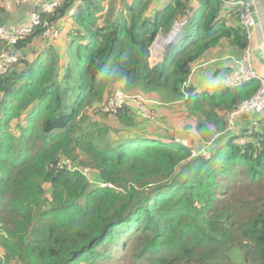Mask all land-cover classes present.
I'll use <instances>...</instances> for the list:
<instances>
[{"label": "trees", "instance_id": "1", "mask_svg": "<svg viewBox=\"0 0 264 264\" xmlns=\"http://www.w3.org/2000/svg\"><path fill=\"white\" fill-rule=\"evenodd\" d=\"M76 3L64 0L43 21ZM25 10L1 7L0 26L18 22L16 12L25 26ZM240 15L228 0H83L66 33L68 47L78 43L63 84L60 53L33 58L36 42L56 46L43 26L9 47L0 40V54L17 57L0 77V264H91L114 252L123 264H264V127L249 128L244 117L241 143L225 132L260 82L200 89L203 77L192 75L222 49L243 53ZM177 23H186L179 38L152 67V45ZM212 61L217 79L231 72ZM118 84L180 102L204 142L214 133L222 140L209 158L173 138L112 141L109 125L92 115L95 106L103 114L106 91ZM136 113L125 107L103 121L110 115L130 129L142 122Z\"/></svg>", "mask_w": 264, "mask_h": 264}, {"label": "built area", "instance_id": "2", "mask_svg": "<svg viewBox=\"0 0 264 264\" xmlns=\"http://www.w3.org/2000/svg\"><path fill=\"white\" fill-rule=\"evenodd\" d=\"M64 0H0V8L5 7L7 10L13 9H26L25 11L31 12L30 17L26 21L25 26L9 25L0 26V40L3 41L6 47L11 44L16 43L19 39H23L31 35L38 27L43 26L45 31L42 33L43 39L46 41L54 42L62 36L63 32H66L69 27V21L75 15L78 6L81 4V0H77V3L67 12V15L60 17L59 14L57 21L49 23L48 20L43 21L42 15L47 17L54 16L60 7L62 6ZM233 7H239L241 10L240 21L242 26L246 30L248 38V46L240 54V56H235L233 54H227L221 56V58L214 59L212 65H217L219 63H225V66L231 69V72L220 79L219 83L225 88L236 89L250 83L254 80L260 82V88L257 93L250 99L243 102L239 108L234 110L229 117V129L230 123L231 128H234L235 120H242L244 117H250L251 123L249 128H256L258 126L264 127V80H262L257 72L254 70L252 64V48L250 42L252 41L253 29L257 26L256 18L254 17L255 12L251 8V4L248 0L246 1H233L231 3ZM186 23H177L173 31L169 34V38L172 33L178 27L174 38L170 41V45L177 40L180 36ZM72 29V28H71ZM264 47V42L262 44ZM164 45L160 48H154L152 50V57L154 63H161L164 55ZM16 59V60H15ZM13 61V62H12ZM17 58L11 56L10 53L4 49L0 54V74H6L10 64L15 63ZM1 75V76H2ZM136 101L134 103L136 104ZM125 97L118 93L113 96L108 104L105 106L104 111L111 114H117L123 110L126 106ZM133 109L138 113L139 106L134 105ZM252 116H255L252 118ZM224 133H216L208 146L215 145V143L223 136Z\"/></svg>", "mask_w": 264, "mask_h": 264}, {"label": "rangeland", "instance_id": "3", "mask_svg": "<svg viewBox=\"0 0 264 264\" xmlns=\"http://www.w3.org/2000/svg\"><path fill=\"white\" fill-rule=\"evenodd\" d=\"M82 2H83V0H81V4H82ZM24 12L27 13L26 11H23L21 13V15H23ZM15 16H17V18ZM15 16H14V21L18 20V22H14L15 24H17L23 20V19H20L21 17H19V12H16ZM22 18H23V16H22ZM69 22H70L69 23L70 25H69L67 31L63 32L62 36H60V38L58 40L54 41L56 43V46L54 48L49 49V46L46 43H44L43 41L41 43L36 42L37 44H35L32 48V50L34 51L33 58L37 57L40 52H43L44 54L46 52L51 53L52 56L54 55L56 57H58L59 53L62 55V59L59 62L60 68L61 67L63 68V73L61 74V77H60L62 80V84L64 83L63 82L64 72H65L64 66H65V64L67 66V63L69 62L68 58L71 59L72 54L74 52L73 48H76V44L78 43V42L75 43L74 46L71 45V47L67 46V42H69V41L66 38V33L72 28L73 20L71 19ZM14 23L10 24V25H15ZM179 24H181V23H179ZM172 31H173V29H172ZM168 37H169V34L160 35L156 39L155 43L152 45L151 58H150V64L152 67L159 65L157 62L154 63V59L152 57L153 47L154 48L155 47L160 48L161 45H164V51L167 52L168 49L171 47L170 41L167 40ZM156 44H158V46H156ZM173 44H174V42L172 43V45ZM221 49L222 48H220V50ZM222 50H223V54H221V56L227 55V54H232V50H230L229 48L222 49ZM38 51H39V53H38ZM14 57L17 58L16 56H14ZM218 57L219 56H216V57H214V58H212V59H210L204 63H200L193 68V74H192L193 77H197V78L200 76L203 77V79L201 81L202 87L199 86L200 89L210 88L216 84V82L218 80L217 79L218 77L216 76L217 73L213 71L211 74H209V71L211 69L209 64L212 60H214ZM44 59H45L44 64L48 65V62H47L48 56L46 55V57H44ZM22 68L23 67H20L19 70L21 71ZM9 69H10V67L8 68V70ZM8 70H7V72H8ZM1 75L2 74H0V77H1ZM194 81H195V79H194ZM196 82L198 83V80H196ZM72 86H75L74 82H72ZM122 87H123L122 84L112 86L110 88V90L106 91L103 102H105L107 99L109 102V100L118 93L122 94L125 97L126 104H127L125 107L133 108L134 105L139 106L140 110L135 115L139 119H141L142 122L139 123L138 127H133V128L129 129V128L121 125L119 122L117 123V122L110 121L111 120L110 118H112V116H110V115H112V114L104 111V108L108 104V102L105 105H103V103H101V105H103V106H101V112L103 114H110L108 116L109 118L106 121H103V118H104L103 114L98 113L100 106H95L97 108V110L95 111V113L93 112L94 114L92 115V118L94 120H97L100 122L101 121L106 122L109 125L110 130H109L108 137L110 139H112V141H119V140L128 139V138H136L137 136L138 137L139 136H149L150 138L168 139V141L169 140L171 141L173 138L176 143L181 144L184 147L193 149L197 154H201V152H202L203 156L209 158V154H208L209 150L208 149L214 148V147H211L208 145L216 133H214V135L212 134L208 137L209 140L207 142H209V143L204 142L203 137L201 136V134L198 133V131L196 129V125H197L196 117L191 115L187 111V109L184 107L183 104H181L180 102H176V103L167 102V104H162L161 102L156 101V99H158V97L156 95H150V94L144 95L139 90L126 91L127 92L126 93ZM135 100H137L136 104L134 103ZM234 122H235L234 126H236L238 123V120H235ZM22 123H23V121L21 122V124ZM230 129H231V123H230ZM12 130L14 131V133L17 134V120L12 124ZM228 130H229V125H228L226 131H228ZM242 131H243L242 128H238L237 132L234 133V134H236V136L240 137L239 141H237L238 143H241L244 140L242 138V136H243ZM219 134H221V133H219ZM220 140H222V139H219L217 142H219ZM85 170H88V173H90V170L88 168H86ZM99 251L102 252L103 250L99 249ZM1 253H2V255H4V253L2 251H1ZM117 256L118 257L120 256L123 260L125 255L123 253L118 254V253L114 252L113 259H111L110 261L106 262V261H100L99 260L96 263H91V264H123V262L115 263V258ZM81 264H89V262L84 261Z\"/></svg>", "mask_w": 264, "mask_h": 264}, {"label": "crops", "instance_id": "4", "mask_svg": "<svg viewBox=\"0 0 264 264\" xmlns=\"http://www.w3.org/2000/svg\"><path fill=\"white\" fill-rule=\"evenodd\" d=\"M233 1H241V0H228L230 6ZM248 1L251 4L252 10L255 12L254 17L256 18V22H257V26L253 29L252 41L250 42V46L252 48V64L254 70L257 72L259 77L262 80H264V47L262 46L264 42V0H248ZM156 46H158V44H156ZM165 54L166 52H164L162 62L164 61ZM219 82L220 81L218 79L215 85L219 84ZM241 122L243 121H239L237 123L235 129L232 128L229 129L231 130L230 132L231 134L236 133L238 128H242Z\"/></svg>", "mask_w": 264, "mask_h": 264}, {"label": "clouds", "instance_id": "5", "mask_svg": "<svg viewBox=\"0 0 264 264\" xmlns=\"http://www.w3.org/2000/svg\"><path fill=\"white\" fill-rule=\"evenodd\" d=\"M175 27V26H174ZM174 29V28H173ZM172 32V31H171ZM170 32V33H171ZM169 33V34H170ZM161 63H163V62H161ZM161 63H159V64H161ZM226 68H228V67H226ZM229 69V68H228ZM231 70V69H230ZM229 125V124H228ZM233 129H235V126H234V128ZM233 131V130H232ZM228 132H231V130H228V131H226V133H228ZM224 135V134H223ZM222 138V137H221ZM220 138V139H221ZM207 143H209V142H207ZM215 145H212L211 147H214ZM191 149V148H190ZM209 151H208V154H209V156H210V153H211V151H212V148H210V149H208ZM191 151L193 152V156H199V155H202L203 156V153L201 152V154H197L193 149H191Z\"/></svg>", "mask_w": 264, "mask_h": 264}, {"label": "bare ground", "instance_id": "6", "mask_svg": "<svg viewBox=\"0 0 264 264\" xmlns=\"http://www.w3.org/2000/svg\"><path fill=\"white\" fill-rule=\"evenodd\" d=\"M177 29H178V27H177V28L175 29V31L172 33V36L170 37V41H172V39L174 38V35H175Z\"/></svg>", "mask_w": 264, "mask_h": 264}]
</instances>
